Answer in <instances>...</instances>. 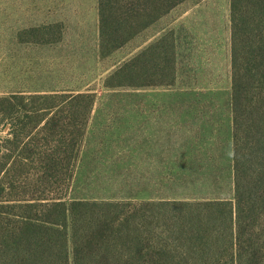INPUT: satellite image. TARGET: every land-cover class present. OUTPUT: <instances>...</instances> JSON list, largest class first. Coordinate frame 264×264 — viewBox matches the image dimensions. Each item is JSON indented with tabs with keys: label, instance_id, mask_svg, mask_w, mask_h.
Listing matches in <instances>:
<instances>
[{
	"label": "trees",
	"instance_id": "trees-1",
	"mask_svg": "<svg viewBox=\"0 0 264 264\" xmlns=\"http://www.w3.org/2000/svg\"><path fill=\"white\" fill-rule=\"evenodd\" d=\"M178 1L97 0L100 53ZM230 29L231 198L163 200L160 227L149 201L67 194L95 94L17 90L0 96V264H264V0H230ZM167 36L107 80L168 83Z\"/></svg>",
	"mask_w": 264,
	"mask_h": 264
},
{
	"label": "rangeland",
	"instance_id": "rangeland-1",
	"mask_svg": "<svg viewBox=\"0 0 264 264\" xmlns=\"http://www.w3.org/2000/svg\"><path fill=\"white\" fill-rule=\"evenodd\" d=\"M162 31L168 83L107 80ZM230 35V0H179L102 54L97 0H0V96L93 92L73 178L60 184L76 196L149 201L143 211L163 227V200L232 196Z\"/></svg>",
	"mask_w": 264,
	"mask_h": 264
}]
</instances>
